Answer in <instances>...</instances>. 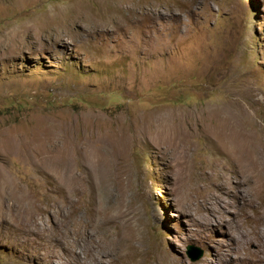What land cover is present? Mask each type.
Returning <instances> with one entry per match:
<instances>
[{"label":"rangeland","instance_id":"374dc122","mask_svg":"<svg viewBox=\"0 0 264 264\" xmlns=\"http://www.w3.org/2000/svg\"><path fill=\"white\" fill-rule=\"evenodd\" d=\"M122 263L264 264V0H0V264Z\"/></svg>","mask_w":264,"mask_h":264},{"label":"water","instance_id":"95a60500","mask_svg":"<svg viewBox=\"0 0 264 264\" xmlns=\"http://www.w3.org/2000/svg\"><path fill=\"white\" fill-rule=\"evenodd\" d=\"M193 250H197V252L193 251ZM203 256V250L201 248H192V250L190 251V258L192 261H196L199 258H201Z\"/></svg>","mask_w":264,"mask_h":264},{"label":"bare ground","instance_id":"6f19581e","mask_svg":"<svg viewBox=\"0 0 264 264\" xmlns=\"http://www.w3.org/2000/svg\"><path fill=\"white\" fill-rule=\"evenodd\" d=\"M76 176V175H75ZM249 178V177H248ZM249 183H250V181H249ZM42 211H44L43 210V208H42ZM35 214V213H34ZM86 236L87 235H84V236H78L77 238H76V241H77V243H79V240H85L86 239ZM86 242V241H85ZM81 243V242H80ZM95 257V256H94ZM126 257V256H125ZM123 264V263H122ZM128 264V263H127Z\"/></svg>","mask_w":264,"mask_h":264}]
</instances>
